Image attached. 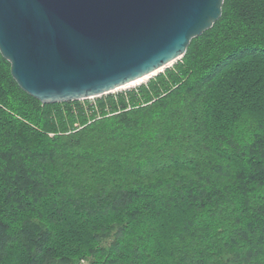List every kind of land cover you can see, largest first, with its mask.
Returning a JSON list of instances; mask_svg holds the SVG:
<instances>
[{"label": "trees", "instance_id": "trees-1", "mask_svg": "<svg viewBox=\"0 0 264 264\" xmlns=\"http://www.w3.org/2000/svg\"><path fill=\"white\" fill-rule=\"evenodd\" d=\"M81 259L264 264V0L94 103L42 104L0 53V264Z\"/></svg>", "mask_w": 264, "mask_h": 264}, {"label": "water", "instance_id": "water-1", "mask_svg": "<svg viewBox=\"0 0 264 264\" xmlns=\"http://www.w3.org/2000/svg\"><path fill=\"white\" fill-rule=\"evenodd\" d=\"M224 0H0V53L42 104L101 96L180 59Z\"/></svg>", "mask_w": 264, "mask_h": 264}, {"label": "rangeland", "instance_id": "rangeland-1", "mask_svg": "<svg viewBox=\"0 0 264 264\" xmlns=\"http://www.w3.org/2000/svg\"><path fill=\"white\" fill-rule=\"evenodd\" d=\"M178 60V59H177ZM175 62H177V61H174V63ZM174 63H172V64H170L168 67H172L173 66V64ZM167 68V67H166ZM165 70V68L163 69V71ZM163 71H161V72H163ZM155 75H153V76H151V77H154ZM150 77V78H151ZM149 80V79H148ZM147 80V81H148ZM146 81V82H147ZM146 82H144V83H146ZM140 85V84H139ZM138 86V85H137ZM134 87H136V86H134ZM131 88H133V87H131ZM128 89H130V88H126V89H117V90H114L113 92H110V93H117V92H122V91H125V90H128ZM108 94V93H107ZM104 95H106V94H103V95H101V96H104ZM97 97H100V96H97ZM97 97H91V98H87V99H81L80 100V102L81 103H83V104H87V102L88 103H94L95 102V100H96V98ZM109 244V242H107L105 245H108ZM78 264H90V260H87V259H81L80 261H78Z\"/></svg>", "mask_w": 264, "mask_h": 264}, {"label": "bare ground", "instance_id": "bare-ground-1", "mask_svg": "<svg viewBox=\"0 0 264 264\" xmlns=\"http://www.w3.org/2000/svg\"><path fill=\"white\" fill-rule=\"evenodd\" d=\"M172 63H173V62L169 63L168 66H169L170 64H172ZM163 69H164V68H162V69H160V70H163ZM159 72H160V71L158 70V71L153 72V73H151V74L145 75V76H143V77H141V78H138V79H136V80H133V81H131V82L125 84V85H122V86H120V87H117L115 90H117V89H119V88H120V89L131 88V87L137 86V85H139V84H142V83L146 82L151 76L156 75V74L159 73Z\"/></svg>", "mask_w": 264, "mask_h": 264}]
</instances>
